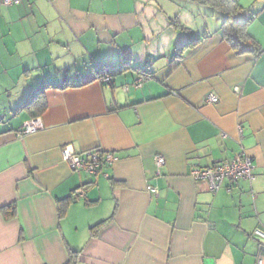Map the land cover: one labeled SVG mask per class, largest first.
Returning a JSON list of instances; mask_svg holds the SVG:
<instances>
[{
	"label": "crops",
	"instance_id": "obj_1",
	"mask_svg": "<svg viewBox=\"0 0 264 264\" xmlns=\"http://www.w3.org/2000/svg\"><path fill=\"white\" fill-rule=\"evenodd\" d=\"M203 1L0 6V264H264V0H237L259 55L238 54ZM124 49L134 68L88 82ZM44 86L35 116L24 106ZM67 145L117 159L72 170ZM240 153L252 180L213 192L192 176Z\"/></svg>",
	"mask_w": 264,
	"mask_h": 264
},
{
	"label": "trees",
	"instance_id": "obj_2",
	"mask_svg": "<svg viewBox=\"0 0 264 264\" xmlns=\"http://www.w3.org/2000/svg\"><path fill=\"white\" fill-rule=\"evenodd\" d=\"M203 2L222 14V33L224 40L227 41L238 54L252 53L259 55L261 53L262 49L247 30L249 21L241 19L244 8L237 0H204ZM195 44L196 41L191 42L189 45L183 47L182 50L194 46ZM131 68H134L132 63V55L129 50L124 49L122 50V61L120 64L112 65L108 63H96L92 67L93 71L90 77L91 79L88 80V82L92 80H101L104 83L112 84L113 78L116 75L123 74ZM135 68L137 71H139V74L142 78H144V80H146L149 75H151L152 71L149 70L148 66ZM68 85L69 84L65 82L60 86ZM45 88L46 87L44 86L38 90L32 96L31 100L29 99V101L24 106L33 110V114L35 116L42 114L47 108L44 98ZM97 150L101 155H103L104 151L100 149ZM77 190H75V192ZM2 210L6 218H12L16 214V206L14 204L5 206Z\"/></svg>",
	"mask_w": 264,
	"mask_h": 264
},
{
	"label": "built area",
	"instance_id": "obj_3",
	"mask_svg": "<svg viewBox=\"0 0 264 264\" xmlns=\"http://www.w3.org/2000/svg\"><path fill=\"white\" fill-rule=\"evenodd\" d=\"M20 2L21 0H0V6L16 5ZM144 81V78L140 77L135 81V85L141 86ZM209 100L216 103L219 101V98L215 95H210ZM40 127H42V124L38 119L30 120L25 124L24 128L18 132V135L23 136L32 133ZM62 156L63 159L68 162L72 170L84 171L88 174H96L100 172L104 165L112 163L117 159L113 153L104 151L103 155H101L97 149L89 150L81 155L70 145H67L62 149ZM164 163L165 158L157 156V164L160 166ZM253 169L254 163L252 159L247 155L240 153L231 160L221 161L208 168H196L193 170L192 176L197 180H206L209 183L211 190L217 192L223 187L226 181H228L230 185H233L240 179L252 180L254 178ZM230 185L228 190H231ZM153 189L156 191V188ZM74 194L75 196H83L84 192L82 189H78ZM253 234L264 242V230L257 228ZM259 262L261 263V261Z\"/></svg>",
	"mask_w": 264,
	"mask_h": 264
}]
</instances>
